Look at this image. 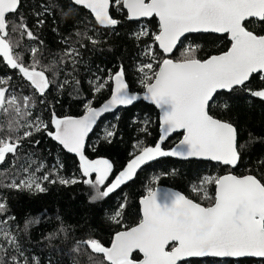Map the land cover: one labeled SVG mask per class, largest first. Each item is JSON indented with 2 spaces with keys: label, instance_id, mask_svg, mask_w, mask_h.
Listing matches in <instances>:
<instances>
[{
  "label": "snow or ice",
  "instance_id": "snow-or-ice-1",
  "mask_svg": "<svg viewBox=\"0 0 264 264\" xmlns=\"http://www.w3.org/2000/svg\"><path fill=\"white\" fill-rule=\"evenodd\" d=\"M20 6L21 0H0V60L28 82L32 95L10 93L3 86L9 79L0 78V165L5 164L11 154L15 167L21 159L19 150L24 141L43 132L67 152L79 157V168L86 179L79 181L59 175L63 164L58 158L49 171L39 175L48 166L27 155L24 164L15 172L10 168L0 169V188L45 192L44 182L61 185L82 182L94 191L90 202H97L132 181L143 165L158 157H195L231 167L241 161L246 144L239 142L237 127L211 114V109L213 105L225 111L229 108L228 100L217 103L222 91L231 93L242 89L264 100V88L247 87L254 74H264V34L249 30L247 26L254 20L264 23V0H69V6L61 9L64 17H71L82 7L97 25L106 29L120 23L111 9L126 10L129 20L158 18V32L153 34L141 29L135 34L137 39L147 36L153 41L145 45L143 55L146 59L136 68L144 90L143 99L162 113V134L154 146L138 144V154L110 182L113 165L107 159L86 157V137L102 114L120 105H131L140 97L130 94L121 65L115 73L109 70L106 79L96 77L89 81L95 93L114 81L110 99L101 107H94L93 101H87L83 116L61 118L52 111L48 122L34 114L37 103H46L43 97L53 85L57 91L71 85L70 94L79 96L80 80L74 73L81 62V49L87 47L83 41L93 46L100 41L87 30L77 29L75 41L63 38L66 47L59 59L44 63L40 47L44 42L28 27L24 17L18 16V22L8 19L10 14L18 13ZM41 7L42 11L35 13L38 28L44 25L42 17L49 11V6ZM17 33L20 38H15ZM191 33L227 34L230 47L219 54L198 57L201 45L183 44L186 34ZM24 37L37 43L22 45ZM154 44L158 45L163 58H158ZM22 47L30 53L28 62L24 53L17 51ZM178 47L180 56L173 59L172 54ZM68 65L71 71H65ZM261 79L264 80V75ZM178 131L183 134L179 143L170 150L162 148L164 141ZM115 134L114 128L108 129L105 139L111 142ZM30 143L37 146L40 141ZM212 185L214 196L208 190ZM190 187L196 196L210 203L205 206L180 192L161 193L149 186L146 195L139 200L141 215L135 226L122 225L128 206L125 197L108 216L110 222L122 227L114 233L110 246L90 237L78 240L74 251L85 247L91 253L102 254L96 264H180L187 258H264V177L204 175ZM7 212V201L0 197V264H33L25 255L19 237V232H28L33 221L26 220L22 228L10 225L15 217L4 218Z\"/></svg>",
  "mask_w": 264,
  "mask_h": 264
},
{
  "label": "trees",
  "instance_id": "trees-1",
  "mask_svg": "<svg viewBox=\"0 0 264 264\" xmlns=\"http://www.w3.org/2000/svg\"><path fill=\"white\" fill-rule=\"evenodd\" d=\"M42 5L49 6V11L42 17L45 20L44 25L38 28L35 13L42 11ZM68 6L69 0H21L18 13L10 14L8 17L10 22H18V16H23L28 27L44 42L40 46L44 63H48L53 58L59 59V54L66 47L63 38L67 37L75 41L77 29L87 30L89 35H94L100 41L95 46L87 40L83 41L87 47L81 49V62L74 73L80 80L79 96L70 94L71 85H67L63 91H57L56 86L53 85L43 97L46 103H37L34 114H39L46 122L50 121L52 111L61 118L66 115L80 117L85 113L87 101H93L94 107L102 104L110 95L111 82L103 91L95 93L89 81L95 80L96 77L106 79L110 74L109 70L115 73L121 65L125 70V81L130 91L143 92L136 66L146 59L143 55L145 45L153 41L147 36L137 39L135 34L141 29H147L153 34L158 32V23L155 19L130 22L124 10L118 9L110 11L120 23L114 28H101L83 8H78V14L75 16L64 17L61 9H66ZM247 26L249 30L264 34V23L254 20ZM15 38H20L18 33L15 34ZM21 42L25 46L37 43L26 37L22 38ZM189 43L201 45L197 53L198 57L219 54L230 47L227 36L190 35L183 39L184 46ZM153 46L157 50L158 58H163L156 45ZM17 51L23 52L25 61H29L30 53L23 47ZM180 51L178 47L172 58H178ZM71 70L70 65L65 67V71ZM0 78L9 79V83L3 86L8 88L10 93L32 95L28 82L19 76L17 70L10 69L2 60H0ZM247 87L252 90L264 88L261 75H253ZM224 100H228L229 108L225 111L213 105L211 114L232 122L238 129L239 142L246 144L241 161L234 170L209 162H182L173 158L158 159L143 165L132 181L122 185L108 198L97 202H90V196L94 194V191L82 182L68 185L44 182L43 186L47 188L45 192L0 188V197L6 199L8 206V212L4 218L9 215L15 217L10 225H19L22 228L26 220L33 221L26 234L19 232L25 255L33 261V264L35 261L39 264H96L102 256L91 253L90 249L85 247L74 251L76 243L78 240L91 237L97 238L105 246H110L114 233L122 230V227L110 222L108 216L125 197L128 206L122 225L131 227L139 221L138 201L146 195L149 186L154 189L158 186L172 188L207 206L210 201L201 200L190 187L192 183L198 182L200 177L222 176L228 173L237 176L253 174L258 178L264 177V164L260 163L264 161V100L254 98L242 89L231 93H219L217 103H222ZM112 128L115 129L116 134L110 138L111 142H109L105 139V132ZM249 134H251V140ZM181 137V134L174 135L162 145V148L165 150L172 148ZM158 138V113L153 107L140 102L129 109H122L104 117L89 136L84 152L90 160L107 159L113 165L112 174L109 176L110 182L127 166L129 160L138 154L139 148L136 147L138 144L141 147L154 146ZM35 140L40 141L39 145L34 146L30 143ZM19 155L21 159L15 167L12 166V156L9 154L5 164L0 165V169L10 168L12 172H15L20 164H24V157L32 155L33 159L38 162L43 161L48 166L39 173L43 175L56 164L58 158L63 164L59 175L69 179L76 178L79 181L86 179L82 176L77 158L65 152L43 132L25 140ZM154 177L159 179L154 181ZM208 190L209 194L214 196V185L209 186ZM89 256L92 257L91 260ZM181 264H264V261L203 259Z\"/></svg>",
  "mask_w": 264,
  "mask_h": 264
},
{
  "label": "water",
  "instance_id": "water-1",
  "mask_svg": "<svg viewBox=\"0 0 264 264\" xmlns=\"http://www.w3.org/2000/svg\"><path fill=\"white\" fill-rule=\"evenodd\" d=\"M82 8V7H81ZM87 11V10H86ZM88 12V11H87ZM124 12H125V14H126V16H127V13H126V10H124ZM151 19H155L156 21H157V23H158V18L157 17H151V18H141V19H139V20H129L128 18H127V20L128 21H130V22H142V21H149V20H151ZM101 28H104V27H102V26H100ZM106 29V28H105ZM199 34H204V35H215V36H227V39H228V41L230 42V39H229V37H228V35L227 34H219V33H191V34H186V36H190V35H199ZM156 47H157V49H158V45H156ZM158 51L160 52V50L158 49ZM176 50H174V52H175ZM174 52H173V54H174ZM172 54V55H173ZM254 75H257V74H254ZM259 75H264V74H259ZM248 83V82H247ZM114 88V81L113 82H111V91H112V89ZM129 91H130V89H129ZM223 92V91H222ZM222 92H220V93H222ZM223 93H227V92H223ZM130 94H135V95H138L140 98L138 99V100H136V101H134L131 105H127V106H124V105H120V106H117L115 109H113L111 112H108V113H104V114H102L98 119H97V122H96V124H94L93 125V129H92V131L88 134V136L86 137V140H85V147H86V144H87V141H88V138H89V136L92 134V132L94 131V129L96 128V126L98 125V123L104 118V117H106V116H108V115H111V114H114V113H116V112H118L119 110H122V109H129V108H131V107H133L134 105H136V104H138V103H140V102H142V103H144V104H146V105H148V106H151V107H153L156 111H157V113H158V122H159V137H160V135L162 134L161 133V125H160V116L162 115V113H161V111H160V109L159 108H157L154 104H152L150 101H148V100H144L143 99V95H144V91L143 92H141V93H137V92H131L130 91ZM110 95H111V92H110ZM110 95H109V97L103 102V103H105L108 99H110ZM103 103L102 104H100L98 107H101L102 105H103ZM85 114V113H84ZM83 114V115H84ZM83 115H81V116H83ZM80 116V117H81ZM75 118H79V117H75ZM177 134H181V135H183L182 134V131H178V132H176V133H173V134H171L165 141H164V143L162 144V145H164L171 137H173L174 135H177ZM49 137V136H48ZM50 139H52L51 137H49ZM181 139H182V137H181ZM180 139V140H181ZM53 140V139H52ZM179 140V141H180ZM54 141V140H53ZM158 141H159V138H158ZM179 141L176 143V144H178L179 143ZM54 142H56V141H54ZM58 145H59V143L58 142H56ZM176 144L173 146V147H175L176 146ZM61 146V145H60ZM62 147V146H61ZM172 147V148H173ZM63 149V148H62ZM171 149V148H170ZM170 149H168V150H170ZM65 152H67V150H65V149H63ZM84 151H85V148H84ZM67 153H69V152H67ZM70 155H73L74 157H76L77 158V160L79 161V157L76 155V154H74V153H69ZM163 158H173V159H175V160H178V161H182V162H188V161H197V162H209V163H213V164H218V165H220V166H222V167H228V168H230L231 170H234L237 166H235V167H231V166H225V165H223V164H221V163H219V162H216V161H211V160H206V159H202V158H195V157H190V158H188V159H183V158H180V157H171V156H169V157H158L156 160H158V159H163ZM156 160H153V161H156ZM153 161H150V162H148L147 164H149V163H151V162H153ZM146 165V164H145ZM228 174H232V173H228ZM95 175V174H94ZM226 175V174H225ZM155 189H159L160 190V192L161 193H164V192H167V191H175V192H179V191H177V190H174V189H172V188H169V187H165V186H158V187H156ZM215 190V189H214ZM182 194V193H181ZM184 195V194H183ZM141 199V198H140ZM139 199V200H140ZM138 205H139V211H140V215H141V205L139 204V201H138ZM97 255H100V256H102V254H97ZM203 259H215V260H233V261H239V260H244V259H249V260H263L264 261V258H211V257H208V258H187L185 261H181L180 262V264L181 263H184V262H187V261H191V260H203Z\"/></svg>",
  "mask_w": 264,
  "mask_h": 264
}]
</instances>
